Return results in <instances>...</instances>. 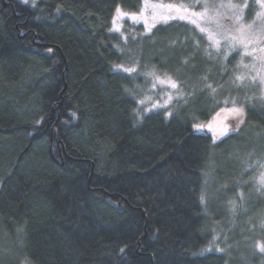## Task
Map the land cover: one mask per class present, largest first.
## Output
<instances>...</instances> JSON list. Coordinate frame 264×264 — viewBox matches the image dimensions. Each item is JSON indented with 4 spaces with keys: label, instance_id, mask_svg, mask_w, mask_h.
<instances>
[{
    "label": "trees",
    "instance_id": "16d2710c",
    "mask_svg": "<svg viewBox=\"0 0 264 264\" xmlns=\"http://www.w3.org/2000/svg\"><path fill=\"white\" fill-rule=\"evenodd\" d=\"M236 2L251 21L256 3ZM140 5L0 0V264H264V201L248 180L264 162L257 85L232 87L234 65L189 22L132 25L123 42L112 17ZM134 61L131 76L116 68ZM150 72L179 83L171 114L139 111ZM234 102L236 132L195 131ZM207 174L220 212L201 200Z\"/></svg>",
    "mask_w": 264,
    "mask_h": 264
},
{
    "label": "rangeland",
    "instance_id": "374dc122",
    "mask_svg": "<svg viewBox=\"0 0 264 264\" xmlns=\"http://www.w3.org/2000/svg\"><path fill=\"white\" fill-rule=\"evenodd\" d=\"M19 1L28 5H34L36 3V0H27V2L25 0ZM253 1L256 3V11L251 21L247 22L244 19L242 7L238 5L236 0H187V4L166 3L161 0H141V6L138 11H128L120 8L123 13L136 14L135 20L131 18V15L119 16L116 10L112 17L110 28L115 34L120 35L123 42H126L127 39L134 35L132 25L136 26L140 24L148 33L156 25L176 21L189 22L200 31L203 28L205 30L203 34L208 41L206 49L210 53L219 52L227 65L230 63L234 65V68L229 71L233 76L231 79L232 87L255 84L257 85L258 95L264 100V17H257V13L264 12V9L260 7L258 0ZM146 4L147 7H145ZM160 4L165 5V7H155V5ZM167 5H178L181 7V10L179 12L175 9L169 11L166 7ZM180 16L184 18L180 19ZM237 17H240V19L238 20ZM116 28L119 30H115ZM149 28L151 29L150 31H148ZM210 35L212 37L211 39L209 38ZM217 41L219 42L218 45L216 43ZM229 58L232 60L229 61ZM118 66L116 68L121 70L123 68H136V63L134 61V63ZM150 73H153V75H147L145 77V84L147 85L140 90L141 92L138 98L139 111L147 114L153 111L164 110L167 114H171L173 107L184 97L179 83L170 75L157 74L155 72ZM157 77L160 80L171 77L177 83L178 87L173 89L167 83L160 84L156 79ZM225 103H227V100ZM159 105L163 106L161 107ZM233 107L242 108L243 115L236 116L227 111ZM217 113L220 115L217 116ZM244 113V108L238 102H234L232 105H223L209 119L196 122L195 125H201L202 127L199 129L195 127V131L209 133L214 142H217L240 128ZM221 133L224 134L221 135ZM249 171L253 173L248 177L250 185H253V193L261 195L259 198L262 202L264 201V187L260 185L259 178L264 173V162L254 163L249 167ZM211 182V177L207 174L202 193L203 204L205 205L206 200L209 199L211 201L210 203L215 207L213 209L220 212L221 206L223 205L222 199L225 196L223 195L222 199L217 198V194L211 197L213 195L209 189L210 184H212ZM213 184L212 186L215 187V182ZM238 195L243 197V190H239ZM252 199L260 206L259 201H256V196ZM228 201L233 205V211L226 218L234 219L238 215L240 208L239 202L237 200ZM241 201V211H250L247 207L246 199L243 198ZM262 209H264L263 207H261V211H264ZM228 224L231 225V222ZM254 225L258 229L264 230V215H261L258 222ZM217 238H219V235L214 236V243L217 242ZM261 243H264V241Z\"/></svg>",
    "mask_w": 264,
    "mask_h": 264
},
{
    "label": "snow or ice",
    "instance_id": "6c2138e0",
    "mask_svg": "<svg viewBox=\"0 0 264 264\" xmlns=\"http://www.w3.org/2000/svg\"><path fill=\"white\" fill-rule=\"evenodd\" d=\"M25 2H27V0H25ZM259 4H260V7L262 9H264V0H258ZM145 7H147V4L145 5ZM155 7H159V8H164L165 5L163 4H160V5H155ZM168 8L169 11H172L173 9H175L177 12H179L181 10V7L178 6V5H167L166 6ZM246 7V6H245ZM186 11V9H185ZM117 13L119 16H125V15H131V18L132 19H136V14H127V13H123L121 11V9H117ZM143 14V13H141ZM257 17H264V12H260V13H257ZM180 19H183L184 17L183 16H180L179 17ZM237 19L239 20L240 17H237ZM114 24H115V20H114ZM115 30H119L118 28H116ZM151 29L149 28L148 31H150ZM201 31H205L203 28H201ZM210 39L212 38L211 35L209 37ZM217 45H218V41L216 42ZM51 51V50H49ZM119 67V66H118ZM123 71L129 73V75H133L137 72V69L135 67H131V68H123L122 69ZM148 75H153V73H148ZM158 83L160 84H165L167 83L171 88L173 89H176L178 87L177 83L171 79V77H167L165 80H160L159 77L156 78ZM209 87H211L209 85ZM213 91H215V89H213ZM169 99H171V97H169ZM141 103H143V101H141ZM159 106H163V105H159ZM156 107V106H154ZM224 111V110H222ZM229 113L233 114V115H236V116H242L243 115V109L242 108H237V107H233L231 109H228L227 110ZM220 114L217 113V116H219ZM194 127H196L197 129H199L200 127H202L201 125H195ZM209 127H211V125H209ZM224 133H221V135H223ZM218 138V137H217ZM259 183L262 187H264V173L261 174L260 178H259ZM201 200L203 202V197H201ZM257 247L258 249L261 251V252H264V243H261V242H258L257 243ZM211 249H205L204 251H210ZM123 251V250H122ZM216 251H223V249H220V248H217Z\"/></svg>",
    "mask_w": 264,
    "mask_h": 264
},
{
    "label": "bare ground",
    "instance_id": "6f19581e",
    "mask_svg": "<svg viewBox=\"0 0 264 264\" xmlns=\"http://www.w3.org/2000/svg\"><path fill=\"white\" fill-rule=\"evenodd\" d=\"M37 2H39V0H36V3L34 4V5H30V6H32V7H35L36 6V4H37ZM141 6V5H140ZM119 9H120V7H118ZM140 9V7L137 9V10H133V11H138ZM117 10V9H116ZM125 10V9H124ZM128 11H130V10H128Z\"/></svg>",
    "mask_w": 264,
    "mask_h": 264
}]
</instances>
